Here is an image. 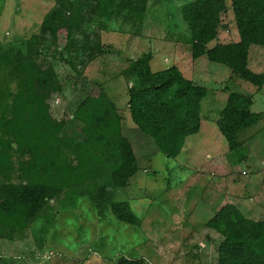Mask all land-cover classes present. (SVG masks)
Returning a JSON list of instances; mask_svg holds the SVG:
<instances>
[{"label": "rangeland", "instance_id": "374dc122", "mask_svg": "<svg viewBox=\"0 0 264 264\" xmlns=\"http://www.w3.org/2000/svg\"><path fill=\"white\" fill-rule=\"evenodd\" d=\"M192 0H117L104 14L81 12L82 22L52 43L40 28L54 0H0V48L25 52L41 69L51 66L58 90L46 104L60 137L81 140V124L72 112L86 96L101 91L120 118V134L130 145L137 170L115 191L127 203L138 226L102 219L85 198L63 191L48 201L12 241L0 240V264H214L219 236L205 227L222 206L234 205L251 220H264V84L255 88L205 56L190 58V35L180 7ZM215 38L206 49L238 41L229 0H223ZM150 54L151 72L175 67L181 76L205 88L199 128L175 158L155 152L132 123L127 109L130 62ZM247 68L264 74V47L250 46ZM5 71L0 83L10 84ZM249 96L255 125L238 133L240 148L227 150L215 122L226 97ZM236 154V155H233ZM237 157H241L238 158Z\"/></svg>", "mask_w": 264, "mask_h": 264}, {"label": "trees", "instance_id": "16d2710c", "mask_svg": "<svg viewBox=\"0 0 264 264\" xmlns=\"http://www.w3.org/2000/svg\"><path fill=\"white\" fill-rule=\"evenodd\" d=\"M56 9L40 24L54 43L57 33L67 37L82 22L81 12L104 14L117 0H54ZM144 3L146 0H134ZM238 41L206 49L217 33L223 0H192L183 4L180 17L190 35V58L205 56L255 88L264 84L263 73L247 64L250 46L264 47V0H229ZM25 52L0 48V240L12 241L36 218L48 201L72 190L85 198L99 219L106 213L116 221L138 226L139 219L127 203L115 201L137 170L127 140L120 134V118L111 102L98 91L84 97L72 112L81 124L82 138L60 137L62 122L48 113L46 100L58 90L52 67L41 69ZM150 54L129 63L122 74L128 79L127 109L140 133L155 152L175 158L188 136L199 128L200 101L205 88L183 78L175 67L151 72ZM249 96L231 92L215 122L227 150L241 147L238 133L252 127L258 114L251 113ZM236 155V154H233ZM241 158V157H237ZM205 227L219 236L215 264H264V220L244 217L231 204L222 206ZM119 264H134L130 260Z\"/></svg>", "mask_w": 264, "mask_h": 264}, {"label": "crops", "instance_id": "0c3cea01", "mask_svg": "<svg viewBox=\"0 0 264 264\" xmlns=\"http://www.w3.org/2000/svg\"><path fill=\"white\" fill-rule=\"evenodd\" d=\"M215 264V263H214Z\"/></svg>", "mask_w": 264, "mask_h": 264}]
</instances>
